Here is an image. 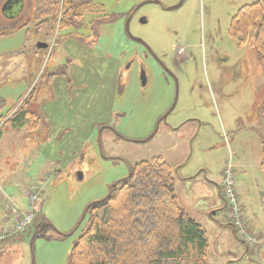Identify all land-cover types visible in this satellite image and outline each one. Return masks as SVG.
Wrapping results in <instances>:
<instances>
[{
	"label": "rangeland",
	"instance_id": "rangeland-1",
	"mask_svg": "<svg viewBox=\"0 0 264 264\" xmlns=\"http://www.w3.org/2000/svg\"><path fill=\"white\" fill-rule=\"evenodd\" d=\"M153 1L89 0L84 23L56 37L54 23L38 27L32 13L30 24L0 26L3 111L36 90L40 115L37 129L10 128L0 142V233L30 190L40 215L27 233L0 241V264H69L88 206L155 157L171 165L183 207L208 231L207 264H264V64L254 30L245 44L229 33L239 9L260 0H186L175 9L181 0H160L166 9ZM140 4L129 29L151 48L148 58L127 31ZM48 38L52 49L34 59L33 43ZM230 164L244 172L239 206L249 233L235 232L219 193Z\"/></svg>",
	"mask_w": 264,
	"mask_h": 264
},
{
	"label": "trees",
	"instance_id": "trees-1",
	"mask_svg": "<svg viewBox=\"0 0 264 264\" xmlns=\"http://www.w3.org/2000/svg\"><path fill=\"white\" fill-rule=\"evenodd\" d=\"M89 4V0H35L32 18L38 27L52 21L56 37L60 28L82 25ZM251 30L264 64V0L241 7L229 26L240 44L246 43ZM36 93L23 96L6 111V101L0 99V139L7 127L38 128ZM262 118L264 122V99ZM261 169L264 172V152ZM115 185L105 198L88 206L90 221L71 250L69 264H207L208 231L183 207L175 172L162 157L134 164L130 175ZM41 223L34 238L44 230Z\"/></svg>",
	"mask_w": 264,
	"mask_h": 264
},
{
	"label": "crops",
	"instance_id": "crops-1",
	"mask_svg": "<svg viewBox=\"0 0 264 264\" xmlns=\"http://www.w3.org/2000/svg\"><path fill=\"white\" fill-rule=\"evenodd\" d=\"M8 0H0V26L3 24V25H7V28L9 27V26H14V27H16V25H24L23 23H25V22H27L28 21V15L30 14V13H32L33 12V9H34V4H35V0H15V1H12L10 4H8V5H6V3H8L7 2ZM5 5H6V7H5ZM48 39H40V40H38V39H36L35 40V42L36 41H38V43L39 42H43V41H47ZM33 42H31V43H29V44H32ZM35 44H37V43H33V46H35ZM32 49V48H31ZM30 52H32V51H30ZM35 53H36V55H35ZM32 54V53H31ZM39 54H42V52H40V53H37L36 51L33 53V55L32 56H34V59H36L37 57H38V55ZM5 130H10V128L9 127H7V128H5L4 130H3V135H2V137H1V139H0V142L2 141V139H3V136H4V131ZM233 168H234V172H235V175H236V193H237V197L239 198V201H240V194L242 193V191H243V193H244V191H245V188H246V183H243L241 186H240V181H239V179H238V177L240 178V176L242 175V173H244L241 169H240V167H238L237 165H235V166H233ZM55 172H56V170H55ZM48 174V173H47ZM49 175V174H48ZM52 176V174H50L49 175V178ZM238 176V177H237ZM7 178V177H6ZM51 179V178H50ZM222 179L223 178H221V180L218 182V188H219V193H220V195H221V197H223L224 198V196L222 195V192H221V183H222ZM7 180L8 181H11V182H14L15 180H9V177L7 178ZM45 180V179H44ZM186 180V179H185ZM192 180V179H191ZM195 181H197V180H194V182ZM200 181H201V184H203V185H205L206 183H205V181H203L202 179H200ZM11 182L10 183H7L6 185H11ZM190 182H193V181H190ZM206 182H213V181H206ZM177 184H178V182H177ZM198 184H200V183H198ZM1 187H2V184H1ZM177 187V186H176ZM207 189V188H206ZM35 191V190H34ZM30 192H33V190H30ZM30 192H28L27 193V196L29 195V193ZM4 193V192H3ZM6 194V193H5ZM178 194V193H177ZM179 196V195H178ZM261 199L264 197V193H261ZM179 199H180V196H179ZM27 201H28V197L26 198V202H25V206H23V205H21V206H19L18 207V209L16 210L15 209V213H16V215H15V217L13 218V223H14V221L18 218V216L23 212V211H25L26 209H27ZM180 202L182 203V201H181V199H180ZM226 202V201H225ZM187 204H188V202H186ZM183 204V203H182ZM227 205V204H226ZM242 209V211H243V221L245 222V224H246V227H245V229H246V231H248V233H249V229H247V219H245V212H244V210H243V208H241ZM20 211V212H19ZM37 211V210H36ZM214 211H215V208L214 209H212L211 211H210V217H212V216H215V214H214ZM37 213H38V215H37V217L39 218V212L37 211ZM36 221V220H35ZM12 223V224H13ZM35 224V223H34ZM34 226V225H33ZM204 226V225H203ZM9 228V227H8ZM8 228H6V229H8ZM5 229V230H6ZM6 239V238H5ZM5 239H3V240H5ZM3 240H0V241H3ZM242 243L243 244H246L245 242H243L242 241ZM249 248L250 247H247V250H249Z\"/></svg>",
	"mask_w": 264,
	"mask_h": 264
},
{
	"label": "built area",
	"instance_id": "built-area-1",
	"mask_svg": "<svg viewBox=\"0 0 264 264\" xmlns=\"http://www.w3.org/2000/svg\"><path fill=\"white\" fill-rule=\"evenodd\" d=\"M180 51H182V49ZM222 186L224 196L226 197L229 205L232 207L231 217L234 220V225L237 229H239V233L243 234L246 230L245 222L243 221V211L238 203V197L236 193V178L231 164L225 170ZM37 201L38 193H30L28 197L27 209L18 216L11 227L0 234V240L20 233H27L29 231L36 216Z\"/></svg>",
	"mask_w": 264,
	"mask_h": 264
},
{
	"label": "flooded vegetation",
	"instance_id": "flooded-vegetation-1",
	"mask_svg": "<svg viewBox=\"0 0 264 264\" xmlns=\"http://www.w3.org/2000/svg\"><path fill=\"white\" fill-rule=\"evenodd\" d=\"M157 1H159V2H157ZM186 0H181L177 5H175L176 6V8H180L182 5H183V3L185 2ZM153 2H155V3H157V4H159V5H161L164 9H166L167 7L162 3V1H160V0H154ZM141 6H142V4H140V5H136V6H134L133 8H132V10L131 11H129L128 12V14H127V22H128V25H129V23H130V21L134 18V16H135V14L136 13H138L139 12V10L141 9ZM171 8V7H170ZM144 20V19H143ZM130 30V29H129ZM131 33V32H130ZM132 35V34H131ZM132 38V37H131ZM134 38H136V37H134ZM134 38H132L135 42H137V43H139V45H141L142 47H143V50H144V53H145V55L147 56V58L150 56V54H152L153 52H152V50H151V48L149 47V45H147L143 40L142 41H138V40H136V39H134ZM47 42H49V39L47 40ZM54 45V44H53ZM53 47V46H52ZM155 57V59H158V61H160L161 62V60L158 58V57H156V56H154ZM157 61V60H156ZM144 72V71H143ZM57 73H60V74H64L65 73V70H64V68H62V69H60V70H58V71H54V72H52V73H50V77H51V79L53 78V76L54 75H56ZM143 75H144V78H143ZM142 78H143V83L146 81V75H145V73L143 74L142 73ZM113 129H115V128H113ZM112 129V130H113ZM116 130V129H115ZM117 132V131H116Z\"/></svg>",
	"mask_w": 264,
	"mask_h": 264
},
{
	"label": "water",
	"instance_id": "water-1",
	"mask_svg": "<svg viewBox=\"0 0 264 264\" xmlns=\"http://www.w3.org/2000/svg\"><path fill=\"white\" fill-rule=\"evenodd\" d=\"M12 1H15V0H8V1H7L8 3H6V5L10 4ZM148 2H149V1H148ZM157 2H159V1H157ZM6 5H5V7H6ZM171 8L175 9L176 6H173V7H171ZM127 31H128V34H129L132 38H134V37L131 35V33H130L128 22H127ZM134 39H136V40H138V41H142V40L139 39V38H134ZM38 47H40V48H46V47H47V43H38ZM143 78H144V75H143ZM114 186H116V185H114ZM44 226H45V225H44ZM243 242H244V241H243Z\"/></svg>",
	"mask_w": 264,
	"mask_h": 264
}]
</instances>
